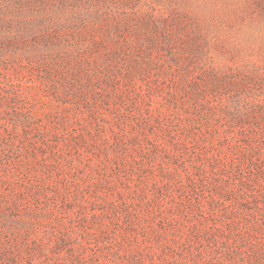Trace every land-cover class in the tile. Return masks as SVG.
<instances>
[{"label": "rangeland", "instance_id": "rangeland-1", "mask_svg": "<svg viewBox=\"0 0 264 264\" xmlns=\"http://www.w3.org/2000/svg\"><path fill=\"white\" fill-rule=\"evenodd\" d=\"M94 37L131 40L132 60L152 37L168 53L129 97L106 89L75 104L48 74L70 66L47 61ZM194 82L187 142L182 124L149 118L163 108L184 118ZM225 136L252 149L227 161L210 144ZM248 154L263 166L264 0H0V264H250L264 233L250 235L256 220L239 214L231 184L257 168ZM229 249L242 256L226 259Z\"/></svg>", "mask_w": 264, "mask_h": 264}, {"label": "trees", "instance_id": "trees-1", "mask_svg": "<svg viewBox=\"0 0 264 264\" xmlns=\"http://www.w3.org/2000/svg\"><path fill=\"white\" fill-rule=\"evenodd\" d=\"M100 19L101 18L99 16L95 21L94 20L93 21L96 22L97 20ZM103 23L104 20H101L99 23H96L95 26H90L87 30L80 32L81 34L78 32L76 35L87 37L88 34L90 35L91 33L94 32L95 27L101 28ZM125 23H128V25H130L132 21L129 19L128 22ZM95 39L96 38L94 37L93 41L89 42L88 45L89 49L87 48V50L82 51V48L79 46V44H75L76 46L74 45L71 46L74 48L69 55L58 54L59 56L57 55L52 61H47L50 63L49 66H56V69L59 70L67 65L70 66L68 67L69 71L62 72L60 70L56 72V70L52 69L48 74L50 76V80L52 76L53 83L56 84L57 86L56 89L58 90V92L61 93V90L66 91L63 92L64 95L69 97L68 98L70 99L69 101H74L75 104L78 103L79 100L87 101V103L91 101H97L93 99L91 95L92 94L96 95L97 93L100 92L99 90H106V89L109 92L113 91L116 94L118 100L123 99L124 96L129 97L128 94H122L124 93L123 89L126 88L127 86H131L133 83H136L137 77H141L140 79H142L151 72H160L161 65H164L163 63L161 64V60H162L161 57L165 56V54L168 53L167 49H165L164 47L165 45L163 44V42H159V46H158L157 42L159 41V39L152 37L151 39L146 41L144 40L139 44V48H144V52L142 53L141 57H136L137 60L136 59L132 60L131 57L132 54L134 53L133 51L134 45L131 40H123L122 43L118 44V43H114L112 38L109 37L107 38L98 37L97 41H95ZM170 40L171 39L169 38V41ZM112 44L113 47L110 48L109 46H111ZM108 49L109 52L106 55H104L103 54L104 51L105 50L107 51ZM170 51L172 53V48ZM101 54H103V56H100ZM98 55L100 58L96 57ZM171 60L175 64H177L176 61H174L173 59ZM163 62H166V60L163 59ZM118 65L120 68H118ZM99 83L100 86H98ZM213 83L215 84L216 88H221L222 85L225 84L226 82L223 80H217V82L213 81ZM193 84L183 88L184 95H187L189 99L184 100V102H182L181 105L182 107L180 108L179 106H177V104L174 105L177 106V109L180 108L182 112L184 111L183 113L186 115L184 116V118H179V117L176 118L175 114L170 113V109L166 111L165 108L155 110L156 113L154 114L158 116V119L154 117V114H151L149 118L151 121H156L158 125H161V123L167 126L169 124L173 125L174 123L182 124L188 131H190L189 134L186 135V138H188L189 140H186L184 138L185 139L184 141L187 142L195 139L194 134H192L191 132L195 123V118H193L195 117L193 113V106L195 104L191 102H193L196 99V96H194V94L192 93L195 91L194 87L195 86L198 87L199 84L197 82H194ZM61 96H63V94H61ZM153 96L159 97V91L156 94L154 93L149 95L148 97L147 96L144 97V95H139V99H140L139 107L145 105L144 103L145 102L147 103L148 99L149 101L150 99H153ZM238 123L239 121L237 120V124ZM22 125L24 126L20 136L27 138V136H29V134L31 133L28 130V127L30 125L28 117L22 119ZM215 140L217 141V138H214V141ZM202 141L204 143H207L209 140L203 137ZM223 141L224 143L227 142L225 146L221 144ZM210 144H212V147H214L215 150L221 153L222 155L223 154L227 155L226 157L227 161H229L228 158H230L231 156L235 155L236 152H238V150L236 151V149H238V147H240L241 145L246 146L245 147L246 149H252V145L248 140H246V138L239 139L238 137H232L229 139L228 137L225 136L224 138H219V144L218 143L216 144L210 143ZM214 154L215 153H212L213 157ZM252 159L253 158L248 154L246 159L247 164H250L249 166H252V168L257 167L256 165L257 163H255L254 160ZM235 165L233 166L235 167ZM222 167H223L222 160L220 159L217 166L218 171H222ZM210 168H212L213 170L216 168V165L212 164ZM252 170L253 172H251V176L249 177L243 175L242 173L235 174L236 178L233 180L234 182L231 184H233L232 192H234L235 195V199L233 200L235 202V205L237 206V210L239 214H251L252 215L251 217L254 220H256L255 222H251L249 226L250 235H252L253 237L254 235L264 233V163L263 166L257 167ZM229 185H230L229 180H225L222 178L220 186L225 188ZM228 199L229 198H227V200ZM260 220L262 221L261 223ZM17 224L18 226H20V224L25 226L27 225V222L25 220H22L20 222L17 221ZM11 228H13V226H11L10 224L9 229ZM18 229H19L18 227L13 228L12 232H15V230ZM61 243L63 242L61 241ZM258 249L253 250L254 255L251 258L250 264H264V241H263V246ZM229 251L230 253L229 255H227L226 259H229L230 261L233 258L235 260L236 256L238 257L242 256V250L238 251V249L236 250L229 249ZM141 253H143L144 255L143 259H144L146 255L144 254V252Z\"/></svg>", "mask_w": 264, "mask_h": 264}]
</instances>
